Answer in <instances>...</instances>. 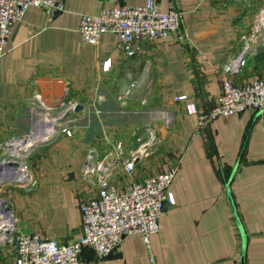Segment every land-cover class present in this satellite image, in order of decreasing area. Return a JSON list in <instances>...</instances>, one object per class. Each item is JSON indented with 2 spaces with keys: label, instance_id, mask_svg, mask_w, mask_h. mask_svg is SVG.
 I'll return each mask as SVG.
<instances>
[{
  "label": "crops",
  "instance_id": "obj_1",
  "mask_svg": "<svg viewBox=\"0 0 264 264\" xmlns=\"http://www.w3.org/2000/svg\"><path fill=\"white\" fill-rule=\"evenodd\" d=\"M145 1L64 0L60 13L29 7L11 25L0 49V162L10 155V140L29 144L23 162L30 182L11 183L12 172L0 165V195L20 232L67 244L81 234V206L97 194V176L86 175L85 167L102 165L123 191L176 166L169 186L174 204H164L148 245L131 234L106 259L96 261L90 249L82 259L240 264L241 237L226 193L240 158L229 192L246 236L244 264H264V109L203 120L223 80L240 85L264 77V26L256 21L264 0H156L181 13L185 43L174 35L138 40L130 58L116 34H102L96 46L81 40V15ZM239 58L244 66L227 73ZM76 105L82 106L77 113ZM146 127L155 141L127 175L122 165L137 148L133 132L147 139ZM117 142L124 147L120 159Z\"/></svg>",
  "mask_w": 264,
  "mask_h": 264
},
{
  "label": "built area",
  "instance_id": "obj_2",
  "mask_svg": "<svg viewBox=\"0 0 264 264\" xmlns=\"http://www.w3.org/2000/svg\"><path fill=\"white\" fill-rule=\"evenodd\" d=\"M29 7L40 8L46 14H56L64 10V0H0V49L7 41L11 25L21 22ZM256 21L264 26V9L257 15ZM180 22L181 13L177 9L165 11L156 0H146L143 5H116L98 15L83 14L79 18L78 33L83 42L93 46L98 44L102 34H116L123 52L130 58L135 54L133 45L138 40L156 42L174 35L177 41L184 44L185 39L179 33ZM242 66L244 61L239 58L227 65L225 71L235 74ZM109 67L110 60H107L102 70L107 71ZM184 99L185 96H182L176 100ZM189 107L187 112L193 114L194 110ZM263 109L264 77L240 85L223 80L217 104L204 115L203 120L213 121L219 117L256 113ZM144 131L148 135L147 139L133 132L137 148L122 165L127 175L133 173L135 160L145 155L155 141L153 129L146 127ZM62 132L71 136L68 128H63ZM28 146L19 139H12L6 144L10 155L2 159L0 165L12 172L10 182L15 185L30 182L28 167L23 162ZM115 153L118 159L123 156L122 142L115 144ZM9 163H16L17 167L12 168ZM176 172V166H172L156 176L135 181L127 189L118 191L105 175L102 165L99 164L96 170L85 167L86 175L97 176L98 189L96 197L83 203L80 208L81 234L78 239L62 244L43 238L39 233L24 234L19 231L12 211L3 216L0 209V219L9 215L12 219L10 226L0 227V241L10 247L13 255L11 264H89L81 257L84 249H90L95 260L102 261L118 247L123 237L131 234H139L148 245L150 236L159 230L164 204H174L169 186Z\"/></svg>",
  "mask_w": 264,
  "mask_h": 264
},
{
  "label": "water",
  "instance_id": "obj_3",
  "mask_svg": "<svg viewBox=\"0 0 264 264\" xmlns=\"http://www.w3.org/2000/svg\"><path fill=\"white\" fill-rule=\"evenodd\" d=\"M82 110V106L80 105H76L74 108H73V111L75 113L79 112ZM239 161H240V158L238 159L236 165L234 166V169H233V172L228 180V183L226 185V193H227V198H228V201H229V205H230V209L232 211V214H233V218L235 220V223L237 225V228H238V231H239V234H240V237H241V252H240V257H239V260H240V264H244V254H245V246H246V236H245V233L242 229V226L240 224V221H239V218H238V215L235 211V208H234V205H233V202L231 200V196H230V192H229V183H230V180H231V177L237 167V165L239 164ZM9 166L12 167V168H16L17 167V164L16 163H9Z\"/></svg>",
  "mask_w": 264,
  "mask_h": 264
},
{
  "label": "rangeland",
  "instance_id": "obj_4",
  "mask_svg": "<svg viewBox=\"0 0 264 264\" xmlns=\"http://www.w3.org/2000/svg\"><path fill=\"white\" fill-rule=\"evenodd\" d=\"M14 184V183H13ZM0 195V209L2 211V215L6 216L8 211H11L7 203L3 200V198ZM1 236V233H0ZM12 259V253L10 250V247L7 243L0 241V264H8L11 262Z\"/></svg>",
  "mask_w": 264,
  "mask_h": 264
},
{
  "label": "bare ground",
  "instance_id": "obj_5",
  "mask_svg": "<svg viewBox=\"0 0 264 264\" xmlns=\"http://www.w3.org/2000/svg\"><path fill=\"white\" fill-rule=\"evenodd\" d=\"M11 223H12V219L10 215L8 217L0 219V227L1 226L8 227L11 225Z\"/></svg>",
  "mask_w": 264,
  "mask_h": 264
}]
</instances>
